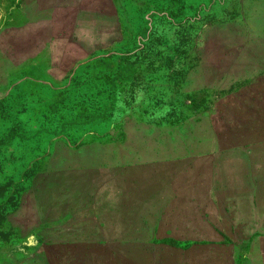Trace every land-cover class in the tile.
I'll return each instance as SVG.
<instances>
[{
	"label": "rangeland",
	"instance_id": "obj_1",
	"mask_svg": "<svg viewBox=\"0 0 264 264\" xmlns=\"http://www.w3.org/2000/svg\"><path fill=\"white\" fill-rule=\"evenodd\" d=\"M0 163V264H264V0H0Z\"/></svg>",
	"mask_w": 264,
	"mask_h": 264
},
{
	"label": "trees",
	"instance_id": "obj_2",
	"mask_svg": "<svg viewBox=\"0 0 264 264\" xmlns=\"http://www.w3.org/2000/svg\"><path fill=\"white\" fill-rule=\"evenodd\" d=\"M2 163H0V179H1V175L2 174ZM6 185V182L5 181H0V209L2 207V205L7 201V199L9 198V196L7 195V192H8V187H6V189H4Z\"/></svg>",
	"mask_w": 264,
	"mask_h": 264
},
{
	"label": "crops",
	"instance_id": "obj_3",
	"mask_svg": "<svg viewBox=\"0 0 264 264\" xmlns=\"http://www.w3.org/2000/svg\"><path fill=\"white\" fill-rule=\"evenodd\" d=\"M4 37H6L5 35H4ZM24 47V46H23ZM19 48V50H21L22 49V46H20V47H18ZM26 48H28V47H26ZM15 49V47H14V43H13V41H7V45H6V48H4V50L3 51H10V50H14ZM23 50V49H22ZM35 51H42L43 50V48L42 47H40L39 48V45H35V49H34ZM2 51V50H1Z\"/></svg>",
	"mask_w": 264,
	"mask_h": 264
}]
</instances>
